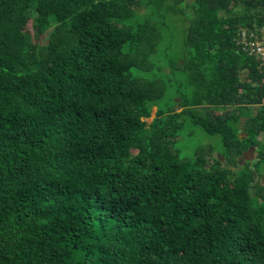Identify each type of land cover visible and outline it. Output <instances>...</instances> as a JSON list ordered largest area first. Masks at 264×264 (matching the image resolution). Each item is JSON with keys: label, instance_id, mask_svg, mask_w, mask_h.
I'll return each mask as SVG.
<instances>
[{"label": "trees", "instance_id": "obj_1", "mask_svg": "<svg viewBox=\"0 0 264 264\" xmlns=\"http://www.w3.org/2000/svg\"><path fill=\"white\" fill-rule=\"evenodd\" d=\"M260 28L264 0H0V264H264ZM187 123L217 147L179 156Z\"/></svg>", "mask_w": 264, "mask_h": 264}, {"label": "rangeland", "instance_id": "obj_2", "mask_svg": "<svg viewBox=\"0 0 264 264\" xmlns=\"http://www.w3.org/2000/svg\"><path fill=\"white\" fill-rule=\"evenodd\" d=\"M174 28H175L174 25H172L171 29L174 30ZM176 39L177 38L174 37V42H176ZM167 41H169V36H166L165 38V42ZM155 110H156V107H152L150 116L147 118H144L143 120L149 123L155 115ZM222 110L223 109H221V111ZM218 142H219L218 136L208 135L204 133L199 127L187 123L182 130L181 136H179L175 140L174 146L178 150L179 156L187 158L191 156L194 148L198 146L199 144H211L216 148L218 145ZM217 154H218L217 150H213L212 155L217 157ZM253 156H254L253 149L246 151L238 159L237 165L241 166L246 160H252ZM262 181L264 182V177L262 178Z\"/></svg>", "mask_w": 264, "mask_h": 264}, {"label": "built area", "instance_id": "obj_3", "mask_svg": "<svg viewBox=\"0 0 264 264\" xmlns=\"http://www.w3.org/2000/svg\"><path fill=\"white\" fill-rule=\"evenodd\" d=\"M239 42L243 49L249 54H254L256 58L264 64V28L250 30H240Z\"/></svg>", "mask_w": 264, "mask_h": 264}]
</instances>
